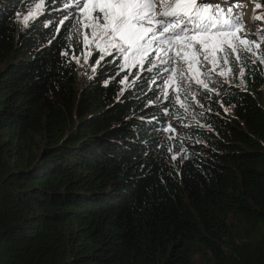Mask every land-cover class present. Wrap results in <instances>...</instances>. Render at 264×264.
I'll return each mask as SVG.
<instances>
[{"label": "trees", "instance_id": "16d2710c", "mask_svg": "<svg viewBox=\"0 0 264 264\" xmlns=\"http://www.w3.org/2000/svg\"><path fill=\"white\" fill-rule=\"evenodd\" d=\"M43 1L0 0V264H264V56L178 93L95 53L80 87V12Z\"/></svg>", "mask_w": 264, "mask_h": 264}, {"label": "snow or ice", "instance_id": "6c2138e0", "mask_svg": "<svg viewBox=\"0 0 264 264\" xmlns=\"http://www.w3.org/2000/svg\"><path fill=\"white\" fill-rule=\"evenodd\" d=\"M77 4L84 27L90 29L85 44H94L101 60L117 51L127 67L129 63L143 64L151 55L162 58L171 52L169 60L161 62L181 65L173 70V83L178 74L181 80L187 77L207 89L208 84L199 78L201 75H210L220 60L227 64L232 54L238 60L240 52L260 47L258 42L238 35L243 31L242 17L233 16L232 8L225 14L224 9L204 0H77ZM29 16L24 17L25 24ZM204 63L213 67L201 73L197 66Z\"/></svg>", "mask_w": 264, "mask_h": 264}, {"label": "rangeland", "instance_id": "374dc122", "mask_svg": "<svg viewBox=\"0 0 264 264\" xmlns=\"http://www.w3.org/2000/svg\"><path fill=\"white\" fill-rule=\"evenodd\" d=\"M231 1L236 2L237 5L242 4L240 11L242 14L241 16L242 22L245 21V27L242 32L238 33V35H240L241 37H246L250 42L251 41L258 42L260 44L259 49H256L255 47H253L252 51L259 55L264 56V33H260V31H258L259 28L256 27L257 24H255V21H257V19L253 18L255 16V14L253 13V11L255 12V9H256L255 5L259 4L260 7L261 6L264 7V5H261L259 2H256V0H231ZM204 2L213 7L224 3L225 13H226L227 7H229V5H227V3L224 1H222L221 3L219 0H204ZM37 5H40V7L37 8ZM72 5H74V8L78 12H80L79 14H80L82 28H83L82 30L83 49L79 55L74 56V60L78 66V70L80 71L79 86L81 87L83 83L87 81L89 76L95 71L96 63L92 64L91 62V60H93V56L96 53V56L98 59L101 53L95 48L94 44L86 46L85 36L90 32V29H87L84 27L85 22L82 21V14H81L80 7H78L77 0L72 1ZM43 7H44L43 0H38V1L30 0L29 3H25V1L20 0L19 7L17 8V11H16V18H15L17 24L19 26L26 25L24 23V17L29 16V13H34V15L29 16V19H28V22H29L31 19L36 17L43 10ZM232 13L235 14L236 10L232 9ZM153 47L155 48V45H153ZM120 55L122 56V54ZM172 55L173 53L171 52L168 55L163 56L162 58L156 55H151L148 59H146L143 62V64L129 63L127 67H125V59L122 56L121 71L124 74V78L122 81L123 87L127 88L131 86V81L134 80L137 76L139 77L144 69H151L152 67L159 65V64H162L164 74L159 77L158 84L161 86L165 82H169L167 79H169V76L171 77V75H174V71H173L174 68L179 69L181 65L178 62L175 64L173 62L162 63L161 59L168 61ZM219 55L220 54L218 53V56ZM197 67H199V70L201 73H204V72H207L208 69H211L213 65L211 63H204L202 66L198 65ZM230 69H231V64L229 61L227 64H225L223 60H220L219 64L215 67V70L212 71L210 75H207V76L201 75L199 78L206 81V79L209 78V76L217 77L218 74H220L221 72L227 73ZM168 72L171 73V75ZM191 75H195V73H191ZM197 86L204 88L202 85L195 83L194 80H190L187 77L181 80V77H180L178 79V87H176V89L178 93H184L185 90H187L188 88L195 89ZM217 102L221 103L220 100H217ZM227 111L231 113L232 108H227ZM197 259H198L199 264H213V260L211 259L209 255L198 256Z\"/></svg>", "mask_w": 264, "mask_h": 264}]
</instances>
